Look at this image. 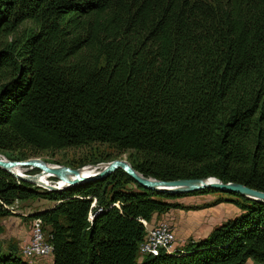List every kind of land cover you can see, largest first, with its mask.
I'll list each match as a JSON object with an SVG mask.
<instances>
[{"label": "trees", "instance_id": "trees-1", "mask_svg": "<svg viewBox=\"0 0 264 264\" xmlns=\"http://www.w3.org/2000/svg\"><path fill=\"white\" fill-rule=\"evenodd\" d=\"M94 141L147 177L264 191V0H0V151ZM215 192L149 190L122 168L48 190L0 168V216L16 198L52 202L30 217L53 264L264 263V202L235 193L241 212L208 236L140 255L171 199ZM0 264L31 263L0 247Z\"/></svg>", "mask_w": 264, "mask_h": 264}, {"label": "rangeland", "instance_id": "rangeland-1", "mask_svg": "<svg viewBox=\"0 0 264 264\" xmlns=\"http://www.w3.org/2000/svg\"><path fill=\"white\" fill-rule=\"evenodd\" d=\"M27 152L33 153L34 151L27 150ZM128 154V152L123 154L120 153L107 143L94 141L81 146L43 151L39 154H33L34 156L30 158H40L50 165H66L82 170L89 167L94 168L96 165L102 167L103 164L118 158L128 160ZM0 158L9 159L1 151ZM101 167L98 169H102ZM40 173V169L34 168L29 169L27 175ZM53 178L55 177L48 176V181L52 183H57V181H59L57 177V180ZM227 197H229L228 193L215 192L171 199V201L180 204V208L173 209L177 212L176 223L179 224L181 228L184 226L190 227L191 225H194L195 227H193L196 228L213 220L211 224L208 223V226L200 229V232H197V234H206L212 227L233 217L236 212H241V209L234 203L237 198L234 196L231 197L233 199ZM51 204L52 202L50 200L31 198L21 201L15 206L14 210L11 211V214L0 216V247L2 249L17 247L20 251L29 235L30 214L48 207ZM45 234L48 236L47 230H45ZM21 256L26 259L22 254ZM50 257H52V254L39 259L26 260L31 262V264H49Z\"/></svg>", "mask_w": 264, "mask_h": 264}, {"label": "water", "instance_id": "water-1", "mask_svg": "<svg viewBox=\"0 0 264 264\" xmlns=\"http://www.w3.org/2000/svg\"><path fill=\"white\" fill-rule=\"evenodd\" d=\"M38 168L43 171L45 175L57 177L58 185H44L38 182L31 176L22 175L14 172L13 168ZM99 165L94 167V172L88 175L81 173L80 169L72 168L66 165H50L40 158H28L25 160H11L7 158H0V168L5 169L13 175L23 180L35 183L48 190H60L84 181L99 179L110 176L114 171L122 168L126 171L138 184L142 187L162 193L170 194H185L193 191H198L206 188H212L217 192L240 194L252 200L264 202V191L252 188L242 183L227 182L224 183L216 177L209 178H180L173 180L157 179L154 177H147L140 173L132 164L126 159H114L102 165V169H98ZM38 175V174H35Z\"/></svg>", "mask_w": 264, "mask_h": 264}, {"label": "built area", "instance_id": "built-area-1", "mask_svg": "<svg viewBox=\"0 0 264 264\" xmlns=\"http://www.w3.org/2000/svg\"><path fill=\"white\" fill-rule=\"evenodd\" d=\"M20 202L21 200L16 198L11 204L7 205V208L13 211ZM92 205H95V202ZM115 205L119 207L118 203H115ZM145 228L146 235L139 244L140 255H158L162 250L173 251L175 249L176 233L170 222L160 221L156 224L146 222ZM20 253L26 259H39L54 254V246L49 240V235L45 234L42 218L31 217L29 235Z\"/></svg>", "mask_w": 264, "mask_h": 264}, {"label": "crops", "instance_id": "crops-1", "mask_svg": "<svg viewBox=\"0 0 264 264\" xmlns=\"http://www.w3.org/2000/svg\"><path fill=\"white\" fill-rule=\"evenodd\" d=\"M239 213L236 212L235 215H237ZM176 217H177V212H175V210L172 209V210H170L168 212L161 213V214L155 213L153 215L152 220H151V223L152 224H156V223H158L160 221H168V222H170L174 226L175 233H176V240H175V243H174V248L183 246L191 238L197 240V239L206 237V236L209 235V233L214 228V227H212L209 230V232H207L206 234H203V235L202 234H197V232H200L199 231L200 229H203L204 227L208 226V223L211 224V222H213V220L211 222L205 223L207 225L204 224V225H201L200 227L194 228L195 226L194 225H191L190 227L184 226V227L181 228V226L176 223ZM191 227H193V228H191ZM53 261H54V254H52V257L49 258V264H53ZM246 264H264V263H259V262L255 261L253 259H248V261L246 262Z\"/></svg>", "mask_w": 264, "mask_h": 264}, {"label": "bare ground", "instance_id": "bare-ground-1", "mask_svg": "<svg viewBox=\"0 0 264 264\" xmlns=\"http://www.w3.org/2000/svg\"><path fill=\"white\" fill-rule=\"evenodd\" d=\"M102 168V167H101ZM14 172L16 173H20L22 175H26V176H31V175H27L29 168H21V167H15L13 168ZM82 174L84 175H88L94 172V168L93 167H89V168H85L80 170ZM48 176L49 175H45L44 172L42 171L40 174L38 175H34L32 176L35 180H37L38 182H42L44 185H58L59 183L61 184V181L59 180V183H52L48 181Z\"/></svg>", "mask_w": 264, "mask_h": 264}]
</instances>
